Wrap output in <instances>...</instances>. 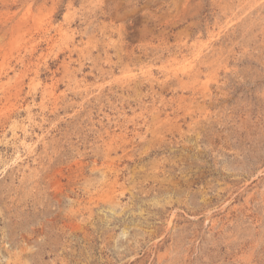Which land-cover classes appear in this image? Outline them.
I'll return each mask as SVG.
<instances>
[{
	"label": "rangeland",
	"instance_id": "rangeland-1",
	"mask_svg": "<svg viewBox=\"0 0 264 264\" xmlns=\"http://www.w3.org/2000/svg\"><path fill=\"white\" fill-rule=\"evenodd\" d=\"M0 264H264V0H0Z\"/></svg>",
	"mask_w": 264,
	"mask_h": 264
}]
</instances>
